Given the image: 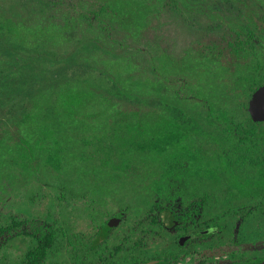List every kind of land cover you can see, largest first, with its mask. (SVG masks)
Instances as JSON below:
<instances>
[{
    "label": "trees",
    "instance_id": "trees-1",
    "mask_svg": "<svg viewBox=\"0 0 264 264\" xmlns=\"http://www.w3.org/2000/svg\"><path fill=\"white\" fill-rule=\"evenodd\" d=\"M9 1L14 11L30 9L34 19L8 17L0 23V98L23 94L20 84L26 82L38 84L43 79L46 83L26 93L29 104L20 105L13 127H0V137L8 132L5 129H12L15 139L18 135L23 145L31 146L36 136L23 137V130L46 132L52 123L64 137L70 128L74 137L68 149L73 150V161L81 153L78 163L86 164L95 180L99 178L93 185L89 180L87 187L81 181L82 193L76 196L86 198L118 183H128L136 192L127 206L107 200L118 204L115 210L123 215L119 224L111 216L114 208L106 205L100 208L103 218L91 220L88 232L70 233L55 222L6 215L9 220L0 224V264H47L53 256L57 259L51 264H142L148 261L146 239L176 243L183 230L191 229L207 255L213 248L225 253L228 246L232 261L238 256H244V261L264 258V122H253L247 111L249 97L264 85V0H136V10H128L129 1L120 0L104 4H97L98 0ZM234 5L244 16L232 13ZM163 10L177 16V25L184 24L186 13L216 27L224 24L235 35L224 55L231 57V68L200 58L193 45L169 54L161 48L162 37L145 39L144 47L131 52L127 46L118 48L119 42L110 37L113 28L124 30L126 40L141 37L149 14ZM18 49L27 51L26 59L19 57ZM141 61H147V66ZM106 62L125 66V83L110 78ZM75 69L79 75L66 76ZM94 69L100 70L97 82L90 81L92 75L80 77ZM146 72L149 83L140 81ZM52 73L63 81L45 80ZM185 77L196 79V87L183 82L187 85L176 88ZM185 87L193 101L182 95ZM213 88L218 93H212ZM135 95L155 98L150 106L136 99L135 112L123 110ZM100 116L104 117L98 128L102 135L86 139L83 130L97 128L94 121ZM39 133L41 141L36 144L46 143L45 153H53L58 134L55 144L47 132ZM16 141L18 148L11 147L8 154L17 167L24 168L19 153L23 146ZM83 141L86 147L81 148ZM212 143L220 151L209 155ZM82 174L84 178L87 172ZM176 188L178 192L173 191ZM257 218L258 225L253 226L251 221ZM209 225L219 231L204 233L203 227ZM171 227L177 232L167 233ZM246 229L243 251L237 232Z\"/></svg>",
    "mask_w": 264,
    "mask_h": 264
},
{
    "label": "rangeland",
    "instance_id": "rangeland-1",
    "mask_svg": "<svg viewBox=\"0 0 264 264\" xmlns=\"http://www.w3.org/2000/svg\"><path fill=\"white\" fill-rule=\"evenodd\" d=\"M105 1L107 0H98V2L96 3L104 4L106 3ZM120 1V3L125 4L126 1H129V4L127 3L128 7L125 5V8H127L128 10H136L139 7L136 6V0ZM74 3V0H71V4ZM11 5V1L9 0H0V23L5 21L8 17L11 19L19 17L25 18L27 20L34 19V14L30 12V9L26 8L25 10L19 9L18 11H14L12 10ZM234 6V9H230L232 10V13L235 12L234 15H238L241 17L242 15L244 16V11L241 12L240 6ZM184 15V24L180 23L181 25H177V16H169V13L165 12L164 10L163 12H159L157 15L152 13L149 14L146 28L143 31L141 37H138L137 39L126 40L124 37L125 31L122 29L119 30L117 28L111 29L110 37H112V39H116L117 43L119 42L120 46L117 45L118 48L123 49V47L127 46L129 52H131L134 48L141 49L142 47H144L145 39L148 41L155 37H162L161 48L165 49V52L169 54L177 55L181 53L185 47L193 45V49H196L197 47V49L200 51V58L214 60V64L218 65L219 67L226 66L231 68V57L224 58V55H228L229 53L228 50L230 48L228 46V42L231 43L235 38L233 32H230L227 28H225L224 24L216 27L214 23L209 24L203 18L194 16L189 13H186ZM104 21L107 22V19H104ZM145 21L146 20H142L141 22L143 23ZM127 22L131 24V30H133L134 25H132V19H129ZM141 26L142 24L139 25V28H141ZM80 35L81 34H78L77 36L80 37ZM18 40L20 39L18 38ZM68 49L70 50L71 46H68ZM21 51L23 50L18 49L16 53L20 55L19 57L26 59L24 53H26L27 51ZM61 52L67 53L68 51L67 49H62ZM150 55L152 56V54ZM141 63L140 64L144 67L147 66V61H141ZM105 66L107 73H109L108 75H110L111 79L114 78L116 83L119 82V84L125 83L122 77L125 78L128 74L124 73L123 71L125 68L124 65L120 66L116 63L106 62ZM101 69H104L103 65L101 66ZM146 70L148 71L147 67ZM79 71L80 70L77 71V69H75L74 73L69 72L68 74H66V76L71 77L73 74L79 75ZM99 71V69L86 70V73L89 72L90 74L86 75L85 73L80 77H87L88 75H92L90 81L97 82L100 79ZM87 79H89V76ZM45 80L54 82L58 80L61 81L62 79L61 77H57L52 73L49 74L47 76V79ZM150 80V76L146 72V74L140 81L143 83H149ZM39 81L41 82H39L38 84L28 82H26L27 84H20V86L24 89L23 94L21 92L14 93L6 98H0V127H13L14 120L12 118L18 116L22 111V106L20 105L23 104L24 107L25 105H27L26 103L29 104L30 96L26 95V93L28 94L33 89L35 90L36 88L40 87L42 85L41 83H46L43 79ZM183 82L187 83L189 88L196 87V79H194L193 77H185L182 78L181 82L176 83V88L182 85L183 87L187 85L183 84ZM172 83L173 82H171V84ZM126 85L127 84H125L124 86ZM187 89V87L184 88V93L182 92V95L187 96V98L193 101L194 96H191L188 93ZM144 90H146V88ZM211 90L212 93H218V90H216L215 88ZM54 98L55 95H53V99ZM138 98L143 103L148 102L147 106H150L151 101L155 97H143L141 95L130 96V99L133 103L126 104L122 107V109L128 110L129 112L137 111L136 99ZM159 107H161V105H159ZM102 118L104 117L100 116L96 121H94V125H97V128H91L90 130L87 128L83 130V134L86 139L88 138V136L98 138L102 135V131H98V128H102L99 123L104 124V120ZM47 127L48 129H51L50 131H46L48 134L44 132L43 129L39 130L41 131V133H46L49 136L48 139L55 144L57 134L60 140L56 144L57 149H55L53 153H45L44 148H46V143L43 147L41 144H36V141L40 139V131H37L36 134L23 130V137L25 136L33 138L36 136V141H33L31 138L32 142H34L31 146L25 144L23 145V143L20 141L22 137L16 135V139L23 146V148L19 149V153L21 163L22 165L24 164V168L17 167L18 163H15L12 157L8 154L12 152L10 149L11 147H13L14 149L18 148L17 141L13 134L14 130L11 131L12 129H5L4 131L8 132L0 137V224L2 223V221L9 218L7 217L6 219H4L6 215H9L17 217L18 219L29 218L46 222H55L58 225L60 224L63 230L70 233L76 231L88 232V230L90 229L91 220L98 222L101 221V219L103 218V214L100 212L103 210V207L106 209V205L114 208L110 209V211L114 210L111 216L117 215L118 220L115 221V225L119 224L121 219L123 220V215L119 212V210H115L117 205L119 204L127 206L128 204H132L134 202L133 193H135L136 191L133 190L128 183L124 186L118 183L113 186L107 185V189H97L93 191L94 193L91 194L92 196H87L86 198H82V195L76 196L75 194L82 193L80 189L81 181H83L86 186L87 182L91 180L93 182L91 184L93 185L95 182L98 183L99 178L96 177L95 180L93 176L91 177V172L88 170V168L84 167V165L86 164L78 163V161H81V153L78 152L77 156L79 159H75V162L73 161L72 156L74 154L71 153L73 152V150L68 149L72 144V140L74 137L70 128L68 131H64L66 136L63 137L62 131L59 130L56 125H52L51 123ZM5 137H7V144L4 143ZM39 141H41V139ZM59 143L63 145L62 148L59 146ZM79 145L81 146V148L83 147V145L84 147H86L84 141L82 142V144L79 143ZM34 148L36 150H34ZM60 149H62V151H60ZM211 149L212 151L207 152L209 155L211 153L216 154V152L220 151L219 145H217L216 143L211 144ZM57 152L60 153L59 157ZM24 154L27 159L22 160L24 158ZM203 156L207 157L205 151H203ZM84 172H87V175L83 178L82 173ZM132 173H134V171H132ZM132 173L130 174V176H133ZM188 190L191 189L185 188L183 191ZM173 191L178 192L179 190L178 188H176ZM180 191L182 190L180 189ZM259 197L261 198L260 195ZM112 198L115 200V203L117 202L118 204L113 205V201L107 202V200ZM104 199H106V201ZM262 200L264 201L263 198ZM89 201H91L92 203H88ZM93 203H95L96 205L95 208L89 207V205H92ZM100 208L102 210H100ZM262 214L264 216V210H262ZM98 217L99 219H93ZM257 220L258 218L251 221V224L253 226H257ZM247 231V229L244 231L245 237L247 236ZM156 242H158V240L152 242L146 239L144 243V248H146L145 250H148L151 246H153V244L155 246L157 244ZM177 244L178 243H173L171 241L169 242L168 240H165L162 244H157L156 247L149 250V254L147 255L150 257H168L172 254L182 253V247L177 246ZM245 245L248 246V243L246 242ZM23 248L24 245L22 244V249ZM56 259L57 256H53V259L48 258L46 263L51 264V262H55Z\"/></svg>",
    "mask_w": 264,
    "mask_h": 264
},
{
    "label": "flooded vegetation",
    "instance_id": "flooded-vegetation-1",
    "mask_svg": "<svg viewBox=\"0 0 264 264\" xmlns=\"http://www.w3.org/2000/svg\"><path fill=\"white\" fill-rule=\"evenodd\" d=\"M258 194L259 193H257L256 197L259 199L260 197ZM258 199H257V202H258ZM242 208H244V206H242ZM261 209L264 210V207H262ZM115 216L117 218L116 220H118V216L117 215H115ZM115 216H112V217H115ZM173 224H174L173 226L175 228H177L176 226L178 223L173 222ZM199 226H200V224H199ZM199 226H198V228H199ZM108 227H110V226H108ZM174 227L169 228L167 230V233H169V234L176 233L177 231L175 230ZM203 228H204L203 232L207 233V234L208 233H217L219 231V228L216 225H209V226L203 227ZM192 230L193 229L183 230L185 232L183 233V231H182V233H180L176 237V243H178L177 246L182 247V249H183L182 253L172 254L171 256H168V257H163V256H161V257L160 256H157V257L151 256L150 257V256H148L147 254H149V250L156 247L157 244H159V241H160V243H163L165 241V240H159L158 242H156L157 244L155 246L153 244V246H151L148 250H145L146 254L144 253V255L148 257V261H146L145 263H142V264H244V263H250V262H256V261L264 263V258L263 257L261 258V256L256 257L252 261H244V256H238L237 258L234 259L235 261H232L230 251L227 250L228 246H227L225 253H223V252L221 253V252H219V250L213 248L212 251L214 253L212 254V251L210 250L211 252L207 255L205 250H201V247H200L201 241L199 238H197V235L195 234L196 230L195 229H194V231H192ZM234 231H236V230H234ZM237 235H238V240H240V237H241V240H242L241 250L244 251V241H243L244 240V233L238 231ZM147 240L152 241V242L156 241V239H154V238H152V239L148 238ZM192 241H194V244H191ZM225 245H226V243H225ZM144 249H146V248H144ZM240 254H242V252Z\"/></svg>",
    "mask_w": 264,
    "mask_h": 264
},
{
    "label": "water",
    "instance_id": "water-1",
    "mask_svg": "<svg viewBox=\"0 0 264 264\" xmlns=\"http://www.w3.org/2000/svg\"><path fill=\"white\" fill-rule=\"evenodd\" d=\"M247 111L253 122H264V85L259 87L248 100ZM244 264H264L262 262H250Z\"/></svg>",
    "mask_w": 264,
    "mask_h": 264
}]
</instances>
